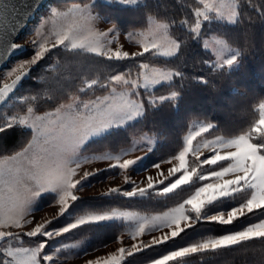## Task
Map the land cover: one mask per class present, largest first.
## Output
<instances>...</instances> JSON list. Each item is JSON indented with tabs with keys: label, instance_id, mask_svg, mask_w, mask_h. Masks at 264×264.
Wrapping results in <instances>:
<instances>
[{
	"label": "snow or ice",
	"instance_id": "obj_1",
	"mask_svg": "<svg viewBox=\"0 0 264 264\" xmlns=\"http://www.w3.org/2000/svg\"><path fill=\"white\" fill-rule=\"evenodd\" d=\"M202 7L194 9L195 19L190 24L193 32H198L201 27V17L207 19L210 10L233 20L238 16L236 8L231 0H201ZM27 7V0H0V39H4L14 33L22 24ZM114 25L98 24L90 15L88 0L74 3L63 10L53 9L52 14L41 21L40 25L26 38L12 47L23 43H31L35 53L23 60L17 61L10 69L0 76V99L10 92L21 77L31 67L39 62L48 51L57 45H64L71 50L83 49L98 55V57L121 59L141 56L150 50H156L164 55H174L181 48L184 41L179 37H173L169 33V23L164 19L150 18L147 27L143 31H131L127 33L129 40L135 39L138 45L136 51H125L117 46V38L120 35L113 31ZM215 45L221 48L229 46L223 38H213ZM205 41V44H208ZM237 49L236 54L225 60L232 64L242 51ZM109 74L101 79L80 80L87 89L100 85L102 95L95 98L84 99L86 94L83 88L76 87V77L71 76L72 64L58 62L52 68V72L38 77L42 86L34 93L22 97L24 107L15 111L6 118L0 119V131L13 126H27L31 129L30 135L23 139L20 146L15 150L0 154V240L5 242L3 254H0V264H41V261H51L55 253L42 256L44 243L40 242L35 247H17L8 245L9 237L15 239L14 234L27 233L35 236L41 233L51 219L63 213L69 204L77 198L73 189L87 176L94 172L82 171V163H72V156L78 146L94 132L116 122H123L124 118L136 116L144 111L145 101L134 89L141 85L147 87L163 81H171L180 72L171 66L153 65L141 63L138 68L127 72H114L103 60ZM69 73L65 78L64 73ZM55 73V74H53ZM201 79H204L201 77ZM178 93L169 90L167 97L175 98ZM164 94L148 95L152 103L166 98ZM41 104L48 106L47 111H41ZM260 117L252 127L241 134L224 140L215 136L210 141H204L201 145L193 147V137L206 132L211 124L199 127L198 132H190L185 139V146L178 155L172 157L179 164H173L168 169L169 175L182 174L164 188V192H170L177 186L191 180L198 166L189 167L186 157L191 154L194 160H199L201 148H213L214 154L207 159L199 160L200 164H217L218 161H228L226 166L216 171L207 173L211 182L203 184L184 203L170 208L167 211L142 214L140 212L112 208L108 211H90L83 214L75 224L61 228L59 232L68 231L77 225L89 224L102 221L109 217H123L135 221L134 227L120 231L113 244L119 241L115 250L107 251V255H97L94 259H85L84 264H124L127 257L142 252L153 246H158L172 238L177 237L186 227L193 223V218L187 213L192 210L199 214L206 202L224 195L228 191H235L240 187H250V198L238 207L228 211H221L207 217L208 221L231 224L236 218L252 212L256 209L264 210V143H257L254 137L264 136V101L259 103ZM259 133V134H258ZM131 151L115 157L114 163L121 169H127L133 162L132 158H124ZM159 164L154 168L158 169ZM82 172V174H81ZM123 184L131 178L126 172H121ZM165 177L164 179H166ZM132 180V179H131ZM163 180L154 181L148 176L144 186H134L126 194L132 196L142 193L153 185L162 183ZM121 186L110 187L101 193L115 192ZM46 189H58L59 198L53 202L58 207V212L51 218H42L37 221L29 219L28 208L31 200ZM34 224L28 231L25 226ZM159 232V235L152 233ZM145 233H150V239H144ZM45 236L53 235L44 231ZM254 238H264V219L248 224L242 230L232 231L219 236H209L205 239L178 247L150 261V264H172L180 257H188L202 253L206 250H220L242 241ZM130 241L125 244V241ZM134 241V242H131ZM104 248L108 245L104 244ZM264 254V250H262ZM55 264V261H52Z\"/></svg>",
	"mask_w": 264,
	"mask_h": 264
},
{
	"label": "trees",
	"instance_id": "obj_2",
	"mask_svg": "<svg viewBox=\"0 0 264 264\" xmlns=\"http://www.w3.org/2000/svg\"><path fill=\"white\" fill-rule=\"evenodd\" d=\"M60 6L70 1L53 0ZM93 1V9L108 20L114 22L122 31L145 28L150 18L164 19L169 23V32L174 38L184 41L178 52L172 56H161L149 51L141 56L111 59L81 49L71 50L57 46L52 48L38 63L31 78L23 84L20 92L29 95L42 86L38 79L49 74L58 62L71 63V76L76 77V87H82L80 80L101 79L109 74L108 64L114 72H127L138 68L141 63L175 67L180 75L171 81L161 83L152 91H142L145 101L142 116L131 123L110 130L105 135L92 140L87 150L101 151L104 148L114 150L127 147L140 134L146 133L156 139L155 147L146 155L142 168H147L172 159L184 147L185 135L194 121L211 124L206 136L222 135L235 137L248 131L260 117L259 103L264 101V0H236L238 18L234 23L210 19L204 21L200 32H193L190 24L195 19L194 9L201 7V0H143L136 5L122 4L117 1ZM87 2V0H85ZM215 34L225 39L236 50L242 48L238 56V65L234 67H216L214 55L203 45V38ZM54 62V63H53ZM55 74V73H53ZM65 78L69 73H64ZM203 77L204 79H201ZM99 85V84H98ZM175 90V98L168 97L152 103L148 95H166ZM100 91V90H97ZM24 100L14 101L3 110L18 108L22 110ZM41 111L48 106L41 104ZM31 133L30 128L13 126L0 131V154L18 148L23 139ZM257 143H264L258 135ZM228 161L217 164L197 165L195 177L170 192H164L177 177V174L164 179L163 183L152 186L146 193L128 196L119 192L110 194L87 195L76 198L66 212L45 227L60 228L79 215L90 211L101 212L112 208L127 209L142 214L167 211L186 201L203 183L210 178H201L202 174L226 166ZM193 158L189 157V167H193ZM200 168V169H199ZM113 173L103 169L96 173L91 182L107 178ZM251 189H240L229 195L207 203L201 213L190 215L195 218L193 225L186 227L177 237L158 246L144 249L127 257L124 264H148L152 259L178 247L186 246L209 236H219L232 231L242 230L248 224L264 219V210L256 209L236 218L231 224L208 221L206 217L221 211L238 207L250 198ZM55 196L42 198V205L51 204ZM202 216V217H201ZM127 228L124 220L113 219L78 225L55 238L54 242L83 241L88 251L112 243L120 231ZM36 238H26V243H34ZM264 238H254L220 250H206L188 257H180L172 264H264ZM1 254V253H0Z\"/></svg>",
	"mask_w": 264,
	"mask_h": 264
},
{
	"label": "rangeland",
	"instance_id": "obj_3",
	"mask_svg": "<svg viewBox=\"0 0 264 264\" xmlns=\"http://www.w3.org/2000/svg\"><path fill=\"white\" fill-rule=\"evenodd\" d=\"M105 1H117V2H120L122 4L136 5L143 0H105ZM74 3H81V1H70L67 4H65L64 6H60V4L56 3L53 0H50L44 6V8L38 13L37 18L27 27L26 31L22 34V36L20 37L19 40L20 41L26 40V38L35 30V28L40 25L41 21L45 18H48L52 14L53 9L63 10L67 7H70ZM231 3L236 8L237 13H238V4H237L236 0H231ZM88 8H89L90 15L92 16L94 21H96L98 24L111 23L115 26L113 31L115 33L120 34L117 38V44L113 45V48L119 46L125 51H129V50L136 51V50H138V45L134 42V40L138 39L139 37H134L133 40H129L127 33L134 31V30L143 31L147 26L145 28L132 29V30H129L127 32H124L114 22L108 20L106 16H103L100 13H98L97 11H95L93 9V1H91V2L88 1ZM237 18H238V16L235 17L233 20H228V18L226 16H223L221 14L216 13L215 10H210L207 14V19H204L203 17H201L200 23H201V27H202V24L204 23V21L210 20V19H217V20H222L224 22H228V23H234V22H236ZM149 21H148V23H149ZM201 27H200V29H201ZM200 29L197 33L200 32ZM213 38H222V37H219L215 34H212L210 36H206L203 38V45L206 49L210 50L212 52V54L214 55V61H213L214 65L216 67H222V66L234 67V66H237L238 65V57H237L236 61H234L230 65L224 62L225 60L230 59L232 55L236 54L237 50L234 47H232L230 44L226 48H221L218 45H215ZM205 41H208L209 43L205 44ZM25 44H27L28 50L26 52H24L23 54L13 58L10 61V64L2 70L1 76L5 73V71L7 69H10L17 61L26 59L35 53L36 48L31 43L26 42ZM57 46H62L63 48H65L64 45H57ZM81 50H83V49H81ZM150 51H154L155 54H158L161 56H166V57L172 56V55L161 54V53L157 52L156 50H150ZM39 62H37L36 64H34L32 66V70L30 72V75L24 81V83L31 78L32 72L37 67ZM133 75H135V72H133ZM165 82H168V81L159 82L155 85H151V86H147V87L141 85L139 88L134 89L133 91L137 92L141 96L142 91H152L156 86L160 85L161 83H165ZM22 87H23V85H22ZM22 87L17 91L16 94H14L9 99L8 102H6L0 108V119L6 118L8 115H11L15 111H19V109L16 107L9 110V111H8V109L3 110V108H4V106H6L8 104H13L14 101H21V100H23L22 97L27 96V94H24V92H20ZM81 88H83L85 93H86L83 96L84 99L95 98V96L102 95L101 91H97V90H100V85H96L90 90L85 88V86H82ZM166 98H168V97L166 96ZM143 112L136 115V116L124 118L123 122L118 121L116 123L109 125L106 128H103L97 132L91 133L83 141V143H81L78 146L76 152L73 154V156L71 158L72 163H74V164L75 163H82L85 160L93 159V158H99L102 162L88 160V161L82 163V165H81L82 171L94 172L97 168L99 170L95 171L93 174L87 176L86 178H83L76 185V187L73 189V191H74V193H77V195H78L77 198L82 197V196H87V195L110 194V193H115V192H119V191L123 194H126L134 186L133 181H135L138 186H144L148 176H152L154 181H157V182H159L161 180L164 181L165 177L171 176L168 173V169L171 168L174 163L179 164L178 160L170 159L168 161L159 163L160 167L158 169L154 168L155 165H152V166L147 167V168H142V165L144 163L146 155L155 147V144H156V139L153 136H150L149 134H146V133L138 135L137 137H135L132 140V142L129 146L121 148V149L114 150L112 148H104L103 150L97 151V152H95V151L90 152L87 150V146H88L90 141L95 140L97 138H100L101 136L105 135L106 133H108L110 130H112L114 128L123 127V126L131 123L132 121L139 119L142 116ZM204 125H207V123L202 122V121H194L190 125V128H189L187 134L185 135L184 141L190 132H198L199 127L204 126ZM22 127L29 128L27 126H22ZM211 127H212V125H211ZM211 127L206 132L199 133V135L193 137V141H192L193 147L201 145L204 141H210L215 137V136H211V137L206 136V133L211 129ZM216 136H219V137L223 138L224 140L231 139V138H228V137H225L222 135H216ZM259 137L264 139V136H259ZM184 146H185V144H184ZM214 147L215 146H213V148H211V149L210 148H201V150L199 152V160L207 159V157L209 155L214 154ZM129 151H131V153L128 156H125L124 158H126V159L132 158L133 162L128 166L127 169H121L118 164L114 163V159H115V157L120 156L122 153H127ZM191 156H192L191 154H188V156L186 157L188 165H189V157H191ZM199 160H194V158H193V165L194 166H197V165L203 166L204 164H200ZM218 162H223V161H218ZM103 169H110L113 171V173L103 180H99L97 182H91L92 177L96 173L100 172ZM216 170H218V169H216ZM216 170H214V171H216ZM122 171L126 172L127 175L132 180L130 179L123 184V177L121 175ZM182 172H183V170H181V172L178 173L177 177L173 180V182L179 178V176L182 174ZM81 174H82V172H81ZM174 174H177V173H173L172 175H174ZM196 174L197 173H195L193 175L191 180H189L183 184H186V183H189L190 181H192ZM206 177H207V174H202L201 178H206ZM208 182H211V179ZM208 182H206V183H208ZM158 184H160V183H158ZM183 184H181V185H183ZM203 184H205V183H203ZM155 185H157V184H155ZM181 185H179V186H181ZM116 186H121L118 191L110 192V193H101L102 191H106L110 187H116ZM179 186H177V187H179ZM247 188L249 189L250 187H247V186L240 187V188H237L235 191L240 190V189L244 190ZM149 189L150 188H147L144 192L136 193V194L142 195V194L146 193ZM235 191H228L224 195L217 196L215 199L229 195ZM136 194H134V195H136ZM48 196H55L54 201H56L59 198V190L58 189H46V190L40 192L36 197H34L28 205L29 211L31 213L29 216V219L35 218L37 221H39L45 217L51 218L55 213L58 212V207L55 204H53L54 201L51 204L42 205V198L48 197ZM215 199L206 202L205 205L209 202L214 201ZM70 204H69V206H70ZM204 206H203V208H204ZM68 207L66 208V210L68 209ZM202 209H201V211H202ZM66 210L63 213H60L59 215H57L55 218L51 219L50 221L62 216L66 212ZM201 211L199 213H201ZM190 212L196 214V212L189 210L187 213L189 216H191ZM212 215H214V214H212ZM81 216L82 215L77 216L75 218V220L71 221L67 225L60 227V228L45 227V229L41 233H39L35 236L28 235L27 233L14 234L15 239H13L12 237H9L8 245L17 246V247H35L40 242H46V243H44V249L42 250V256L48 255L51 253H55V255L52 256L51 261L42 260L41 264H52V261H55V264H84L85 259H94L97 255L105 256V255H107V251H109V250L114 251L115 247L119 246V241H116L115 244H113V242L107 244L108 245L107 248L100 247V248H97L95 250L88 251L85 249V242H83V241H65V242H61V243L53 241L55 238H57L61 234L67 232V231L59 232L58 231L59 229L66 228L70 224H75V222ZM209 216H211V215H208L207 217H209ZM113 219L124 220L126 225H127V228L134 227V225H135V221L128 220V219H125L123 217H109V218H106L102 221H108V220H113ZM193 221L194 222L191 223V225H193L196 222L195 218H193ZM30 227H34V224H32L30 226H25L24 231L25 232L28 231L30 229ZM71 229H73V228H70L69 230H71ZM44 231H47L49 233H55V234L45 236L43 234ZM152 234L159 235L160 233L156 232V233H152ZM152 234L145 233V236L142 238L150 239ZM26 238H36L37 240L34 241V243H26L25 242ZM129 242L130 241L126 240L125 244H127ZM131 242H134V241H131ZM4 244H5V242L3 240H0V253L1 254H3ZM148 264H150V263H148Z\"/></svg>",
	"mask_w": 264,
	"mask_h": 264
},
{
	"label": "water",
	"instance_id": "obj_4",
	"mask_svg": "<svg viewBox=\"0 0 264 264\" xmlns=\"http://www.w3.org/2000/svg\"><path fill=\"white\" fill-rule=\"evenodd\" d=\"M50 0H27V7L23 8L25 12V16L21 26L12 34L5 37L4 39H0V76L1 72L4 68H6L10 61L23 54L28 50L27 44L23 43L17 47H12L13 43L20 42V37L26 31L27 27L37 18L38 13L44 8V6ZM17 3H20V0H17ZM31 69L24 74L21 79L16 83L14 88L8 92L2 99H0V108L9 101V99L17 93V91L22 87L24 81L29 77Z\"/></svg>",
	"mask_w": 264,
	"mask_h": 264
},
{
	"label": "crops",
	"instance_id": "obj_5",
	"mask_svg": "<svg viewBox=\"0 0 264 264\" xmlns=\"http://www.w3.org/2000/svg\"><path fill=\"white\" fill-rule=\"evenodd\" d=\"M190 225H191V224H190ZM190 225H189V226H190Z\"/></svg>",
	"mask_w": 264,
	"mask_h": 264
}]
</instances>
